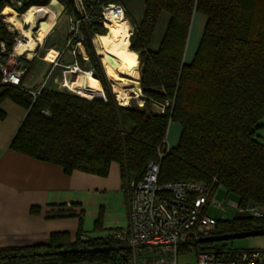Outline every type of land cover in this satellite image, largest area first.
Listing matches in <instances>:
<instances>
[{
  "label": "trees",
  "instance_id": "16d2710c",
  "mask_svg": "<svg viewBox=\"0 0 264 264\" xmlns=\"http://www.w3.org/2000/svg\"><path fill=\"white\" fill-rule=\"evenodd\" d=\"M63 1L71 11L70 0ZM162 12L168 14L166 26L152 49ZM195 13L206 21L187 61ZM3 20L0 62L11 52L16 34ZM130 22L135 28L129 47L137 52L139 65L127 77L139 81L146 109L129 106L135 97L126 105L116 104L99 70L95 74L106 101L48 87L31 89L39 90L34 98L26 86L3 84L0 72V104L8 98L27 110L10 148L58 164L66 174L80 170L106 176L110 163L117 162L125 187L128 179H141L161 149L159 183L216 177V185L233 194L240 206H264V142L256 135L264 119V0H143L140 20ZM93 29L105 33L101 25ZM85 47L97 67L89 42ZM77 59L83 62L80 55ZM32 61L24 59L26 70ZM150 101L163 105V111H152ZM4 116L0 107V119ZM171 122L181 130L177 144L165 150ZM101 219L100 212L95 228ZM256 228H264V218L236 215L217 218L213 234ZM211 248L213 243L189 241L177 253ZM217 251H223L221 245ZM128 257V248L110 233H78L71 241L66 233L54 232L47 243L0 248V264H121Z\"/></svg>",
  "mask_w": 264,
  "mask_h": 264
},
{
  "label": "built area",
  "instance_id": "2783aa9c",
  "mask_svg": "<svg viewBox=\"0 0 264 264\" xmlns=\"http://www.w3.org/2000/svg\"><path fill=\"white\" fill-rule=\"evenodd\" d=\"M51 1L56 3V19L48 34L54 30L61 16L66 15L67 37L59 56L68 51L75 58L67 68L76 74L80 69L83 70L77 57L80 55L83 62L89 59L86 42H89L92 50L98 55L95 44L98 32L93 29L95 26L101 25L106 31V22L112 18H124L130 24L128 29L130 37L134 31L135 27L126 14L122 0H70L72 10L69 12L66 11L63 0H0V3H5L4 8L0 10V18L3 20L1 14L7 6L14 8L21 16L19 12L21 8H28L33 4L45 6ZM44 13V16L49 17V13ZM34 14L36 23H40L38 12ZM22 23L23 27H30L28 22L23 20ZM6 25L9 30L16 32L8 57H22V54L17 55L14 52V44L21 39L22 34L19 29L12 28L7 23ZM34 37L36 38L35 35ZM42 44L43 42H38L33 55L38 54ZM1 47L3 50V44ZM84 52L87 57L84 56ZM8 57L0 62L1 82L20 86L25 69L23 67L8 69ZM57 58L50 62L57 65ZM84 71L93 74L91 69ZM61 85L67 87L69 92L82 96L64 83L59 84ZM30 92L34 98L39 94V90ZM103 99L105 101V97ZM44 113L49 114L47 110H44ZM168 149L169 146L165 143V150ZM163 154L159 149L158 160L148 163L141 179H128L126 183L127 223L110 232L129 250L128 260L121 264H180L177 259L178 246L189 241L198 242L199 238L212 235L217 219L212 216L211 210L225 211L226 206L223 202H216L214 198L218 186L216 177L210 181L174 180L159 183L160 160ZM228 205L234 207V216L264 218V206L251 204L243 207L234 201H229ZM190 264H264V250L239 248L219 252L214 248L201 249L196 253L195 261Z\"/></svg>",
  "mask_w": 264,
  "mask_h": 264
},
{
  "label": "crops",
  "instance_id": "0c3cea01",
  "mask_svg": "<svg viewBox=\"0 0 264 264\" xmlns=\"http://www.w3.org/2000/svg\"><path fill=\"white\" fill-rule=\"evenodd\" d=\"M31 6L36 8L39 5ZM7 8L15 15H20L14 8L10 6ZM162 19L163 14L160 16L151 42L152 49L158 45V41L155 43V37ZM205 21V15L194 14L185 50L187 61L192 58L198 42L199 33L197 34L195 25L202 29ZM26 22L30 24V28L34 27V31L36 30L35 15L32 14ZM50 34L44 38L47 39ZM45 39L41 42L44 43ZM42 48L43 44L38 53ZM52 50L50 48L49 54L44 55L45 60L52 61L59 56V53H53ZM33 54L34 52L30 53L31 56L28 60L36 57ZM63 56L69 57L70 63L75 59L68 51ZM84 56L87 57L85 52ZM20 67L26 70V64ZM24 74L21 77V85L30 88V90L36 89V87L26 85ZM130 95V99L137 98L133 93ZM0 107L5 112L4 118L0 119V248L47 243L50 240V235L54 232L66 233L73 241L78 233L95 237L105 236L111 231L119 229L120 227L106 226L103 227L106 230L104 235L90 234L95 230H87L85 221L94 219L100 208L104 209L106 219L111 214H115L114 211L116 212L117 209L123 212L124 207L127 216V196L120 165L117 162H111L106 176L80 170L66 174L62 166L58 164L38 160L17 152L10 148V142L27 110L8 98L2 100ZM169 127L173 137L172 139L170 137L169 140L166 137V143L171 147L175 145V135L180 133L181 128L177 122H171ZM122 218L116 217L115 219L124 221L123 214Z\"/></svg>",
  "mask_w": 264,
  "mask_h": 264
},
{
  "label": "rangeland",
  "instance_id": "374dc122",
  "mask_svg": "<svg viewBox=\"0 0 264 264\" xmlns=\"http://www.w3.org/2000/svg\"><path fill=\"white\" fill-rule=\"evenodd\" d=\"M122 2L129 14V20L137 23L139 19L141 18V14L143 12V0H122ZM162 14H163V19L159 26L157 36L155 37V43L159 41L161 35L164 32L165 26H166L168 14L166 12H162ZM191 27H192V23H191ZM191 27H190V30H191ZM203 27L204 26H202V29ZM195 28L197 30V34L199 33V37L197 38V41H199L202 29L196 25H195ZM189 34H190V31H189ZM66 37H67V16L62 15L57 25L55 26L54 31L47 37V39H45L42 50L36 55V57H33L31 67L25 70L24 76H25L26 85L31 86V87L33 86L34 88L35 87L36 88L48 87V88H52L56 90H62V91L69 92L67 87L63 85L59 86V84L64 83L63 79H65L66 76L70 77L71 79H74L76 77V72L70 71L67 68V65L70 63L71 59L69 57L61 55L57 58V65H54L49 60L44 59L45 57L44 55L49 54L50 48L53 49L52 50L53 53H59L65 45ZM104 40L106 41H103L102 39L99 40L98 45L101 47L103 55H109L107 56L108 58L98 56L93 51L95 54L96 61H97V67H95V65L92 63L90 58L85 62H81V65H82L83 70L91 69L93 72L92 76L96 78L97 80H98L97 76L94 75L95 72L99 70L101 71V73H103V80L106 86L105 88L109 90V93L113 95V99L115 103L118 104V101L116 99V92L119 89L118 78L120 75H122L123 66H122V62L116 57V55H114L112 46L108 44L107 42V40L111 42V40L109 39V35L105 36ZM197 44L198 42L196 43V46ZM24 59L28 60V58H26V55H23L22 57H14V56L10 57L9 56L7 59L8 69H11L12 67L25 66ZM65 72H68V73L70 72V73L69 75L68 73L66 75ZM129 72L125 73L124 76L127 77V74H129ZM98 81L100 83V86H102L101 90H103V95L100 98H97V99L93 98V99L104 101L103 97H105V101H106V94H105L106 90L104 86L101 84L100 80ZM112 88L114 89V91ZM73 94H75V92ZM81 95L85 96L86 94L84 93ZM89 99H92V98H89ZM139 100H140L139 98L132 99L129 106L134 107V108L146 109V105H144V97L142 98L143 105H138L137 101L140 102ZM162 106L163 105H159L157 103L150 101V109L152 111L161 112L163 111ZM260 123H261V126L257 129L256 135H257V138L261 142H264V119H262ZM178 134L175 135L176 137L175 145L177 144V141H178V137H179ZM170 137L172 139L173 136L170 134V127H169L168 132H167L168 140L170 139ZM214 198L216 202H219V203L223 202L226 208H225V211L220 210V209L211 210L212 216L215 217L216 219L222 218V217L227 218V219L232 218L235 214V209L234 207L229 206L228 202L229 201L236 202L237 198L233 194L227 193L224 187L221 185L217 186V191H216ZM125 210H126L125 207L123 209V212L120 209H117L116 212L114 211L115 214H111L106 219L104 209L100 208L94 219L93 218L91 220L87 219V221H85L86 222L85 228L87 230H93V229L95 230L94 233H90V234L104 235L106 233V230H104L103 227H106V226L112 227V228L123 227L127 223V216L125 214ZM100 212L102 213L101 223L99 227L95 228L94 226L95 220L98 218ZM122 214L125 217L124 221L120 219L118 220L115 219L116 217H120L121 219H123ZM220 245L223 248V250H231V249H239V248L240 249L264 250V235H255V236H248V237H242V238H236V239H228V240L221 241ZM195 258H196V254L194 252H190L187 254L179 253L177 255V259L180 264L193 263L195 261Z\"/></svg>",
  "mask_w": 264,
  "mask_h": 264
},
{
  "label": "bare ground",
  "instance_id": "6f19581e",
  "mask_svg": "<svg viewBox=\"0 0 264 264\" xmlns=\"http://www.w3.org/2000/svg\"><path fill=\"white\" fill-rule=\"evenodd\" d=\"M55 4V2L51 1L45 6L39 5L36 8L34 6H30L23 13H21V17L10 12L7 7L3 10L1 16L5 22L10 27L19 29L22 34L21 39L14 44L15 54L26 55V58H30V53L34 52L38 42L40 43L44 39L56 19ZM35 12H38L37 16L41 18L39 20L40 23L37 22L36 30L34 31V27H27L26 29L23 28L22 19L26 21L32 16V14L35 15L36 19V14H34ZM44 12L47 14L49 13V17L44 16ZM129 26L130 24L124 18H112L111 21L106 22L105 24V27L107 28L105 31L106 33L98 34L95 37L98 55L108 58L107 56L109 55H103L102 49L98 45V42L101 39L106 41L104 40L105 36L109 35L111 42L109 40H107V42L112 46L114 55H116V57L122 62L123 71L122 75H120L118 78L119 89L116 92V99L120 105H126L128 103L131 93L140 99V104L142 103V98L144 96L141 91L139 81L124 76L125 73H128L139 65L137 52L131 50L128 46L130 41L128 31ZM67 73L68 72H65L66 75ZM63 80L65 85H67L72 90H76L79 94L85 93V96H90L92 98H100L103 95L99 81L88 71L80 69L74 79L66 76Z\"/></svg>",
  "mask_w": 264,
  "mask_h": 264
},
{
  "label": "water",
  "instance_id": "95a60500",
  "mask_svg": "<svg viewBox=\"0 0 264 264\" xmlns=\"http://www.w3.org/2000/svg\"><path fill=\"white\" fill-rule=\"evenodd\" d=\"M255 235H264V228H256L252 230L238 231V232L225 233V234H212L206 237L199 238L198 243H213V248L218 250L221 241L248 237V236H255Z\"/></svg>",
  "mask_w": 264,
  "mask_h": 264
}]
</instances>
